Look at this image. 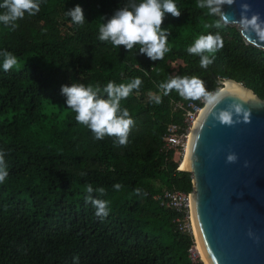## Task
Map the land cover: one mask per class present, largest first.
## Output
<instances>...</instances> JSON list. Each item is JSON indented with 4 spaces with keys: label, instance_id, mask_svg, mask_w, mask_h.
I'll list each match as a JSON object with an SVG mask.
<instances>
[{
    "label": "trees",
    "instance_id": "obj_1",
    "mask_svg": "<svg viewBox=\"0 0 264 264\" xmlns=\"http://www.w3.org/2000/svg\"><path fill=\"white\" fill-rule=\"evenodd\" d=\"M128 2L41 0L39 13H26L15 30L0 23V51L18 60L4 71L0 57V151L9 172L0 183V264H74L77 256L78 264H204L192 259L194 239L177 229V212L156 200L165 190L193 191L191 174L177 170L175 151L163 148L169 126L185 130L192 100L175 90L164 96L158 85L170 76H197L216 91L217 79H230L264 99V51L246 44L235 27H215L218 18L196 0H174L181 15L163 21L171 32L163 60L140 54L138 45L128 52L100 41L103 18ZM76 5L83 24L65 14ZM208 32H218L224 46L205 69L187 48ZM136 77L143 81L139 90L121 101L135 121L126 146L114 137L95 139L61 93L72 83L103 89ZM89 184L105 189L93 197L108 201L107 217L96 216L86 201Z\"/></svg>",
    "mask_w": 264,
    "mask_h": 264
},
{
    "label": "clouds",
    "instance_id": "obj_2",
    "mask_svg": "<svg viewBox=\"0 0 264 264\" xmlns=\"http://www.w3.org/2000/svg\"><path fill=\"white\" fill-rule=\"evenodd\" d=\"M234 2L235 0H196V6L200 9H205L207 15L218 18L215 27H221L222 21L238 23L242 30L254 33L260 40H264V19H261L260 14L256 12H252L249 16L248 13L251 12V7L248 3L240 5L241 13L238 21L231 19L224 12V6H231ZM40 4L41 0H3L0 3V9L3 10L0 13V23L5 27L15 30L18 27L16 22L23 19L26 13L29 16L39 13ZM65 14L75 24H83L85 22L84 12L80 5L69 9ZM167 14H171L173 17L181 15V11L174 0H138V2L137 0H129L125 6L118 8L110 18H103L104 22L99 27L98 39L102 42H110L113 46H123L128 52L138 45L140 54H145L152 61L163 60L165 54L170 51L168 39L171 32L167 28L162 27ZM205 27L211 28L213 25L206 24ZM223 46V38L218 32L215 34L208 32L207 34L199 35L187 48V52L191 55L199 56L200 67L207 69L214 62L215 53L222 49ZM0 57L3 59L2 67L4 71H9L18 63L17 57L7 50L0 51ZM142 83L143 81L139 77L133 78L127 83L117 84L109 81L103 89L99 85L94 87L92 85L85 86L83 83H72L70 86L63 85L61 93L66 97L67 107L76 114L75 120L77 123L90 129L95 139L102 140L105 136L114 137L117 145L126 146L135 121L132 119L127 108H121V101L128 98L133 90H139ZM222 87L223 85L220 86L219 90L209 91L202 79L197 76L187 75L170 76L166 81L158 85L164 96L169 95L175 90L185 99L192 101L202 99L206 103L205 105H207L205 120L211 116L212 119L225 126H234L241 122L249 123L251 120V109L246 108L245 105L250 102L260 105L261 103L257 100L256 96L249 90L244 94L235 96L232 103L228 104L227 107L218 108V105L225 99L220 92ZM149 98L155 104L162 103V96L159 94L149 93ZM205 105H202V110ZM190 134L192 135V133ZM199 140L200 135L196 134L193 138V152H195ZM183 158L176 155L178 171H183L180 170V162ZM237 160L238 157L235 153H229L226 156L227 163H235ZM247 166L248 164L245 162V167ZM8 175L5 153L0 151V183H3ZM113 187L119 191L123 186L116 183ZM94 191L103 195L105 189L101 187L94 190L92 185L89 184L86 187L87 196L85 199L95 207L96 216L101 218L107 217L109 215L108 201L94 198ZM134 191L137 194L141 193V189H135ZM164 192L156 195V200ZM190 193L193 196V191ZM157 201L159 202V200ZM180 216L181 214L177 212L175 219ZM180 232L193 236L194 246L190 249L192 259L195 262L197 258H200L205 264L201 256L199 254L197 256L194 253L196 250V240L193 229L190 232ZM248 235L251 238H256L251 230H249ZM78 262L79 257H74V264H78Z\"/></svg>",
    "mask_w": 264,
    "mask_h": 264
},
{
    "label": "water",
    "instance_id": "obj_3",
    "mask_svg": "<svg viewBox=\"0 0 264 264\" xmlns=\"http://www.w3.org/2000/svg\"><path fill=\"white\" fill-rule=\"evenodd\" d=\"M242 3L250 5L249 16L256 12L264 19V0H235L223 10L238 21ZM222 23L238 29L246 44L264 51V40L254 33L242 30L238 23ZM226 82V90L220 91L225 99L218 108L249 90L261 104H246L251 109L250 122L234 126L222 125L211 116L205 120L207 105L199 114L183 170L192 176L195 229L205 264H264V99L241 83L217 79L219 86ZM196 134L200 140L193 152ZM229 153L237 155L235 163L226 162ZM249 230L256 238L249 237Z\"/></svg>",
    "mask_w": 264,
    "mask_h": 264
},
{
    "label": "built area",
    "instance_id": "obj_4",
    "mask_svg": "<svg viewBox=\"0 0 264 264\" xmlns=\"http://www.w3.org/2000/svg\"><path fill=\"white\" fill-rule=\"evenodd\" d=\"M215 91V90H212ZM185 99V98H184ZM188 100V99H185ZM201 105H197L194 102L187 104V113L184 116V125L187 129H181L176 126H170L167 130V135L164 137V149L174 150L175 154L182 158L188 150V143L190 140V133L195 125V122L202 111V105L206 103L201 99L199 100ZM182 104L177 103L175 108H181ZM160 206L170 207L175 209L181 214L176 218V224L178 229L183 232H190L193 229L192 218V194L183 193L179 191H165L164 194L158 197Z\"/></svg>",
    "mask_w": 264,
    "mask_h": 264
},
{
    "label": "bare ground",
    "instance_id": "obj_5",
    "mask_svg": "<svg viewBox=\"0 0 264 264\" xmlns=\"http://www.w3.org/2000/svg\"><path fill=\"white\" fill-rule=\"evenodd\" d=\"M229 82H226L223 87H222V91H225L227 86H228ZM197 124H195V127H196ZM192 133V132H191ZM190 136L192 137V135L190 134ZM189 151V150H188ZM187 158H188V152L187 154H185L184 158L181 160L180 162V170H184V167H185V163H187ZM191 220L193 221V232H194V236L196 238V241H197V245H196V250L198 252V254L201 256L202 260H204L205 262H207L206 260V257L204 255V252L201 248V245H200V242H199V239H198V235H197V232H196V229H195V224H194V218H193V212H192V218Z\"/></svg>",
    "mask_w": 264,
    "mask_h": 264
},
{
    "label": "rangeland",
    "instance_id": "obj_6",
    "mask_svg": "<svg viewBox=\"0 0 264 264\" xmlns=\"http://www.w3.org/2000/svg\"><path fill=\"white\" fill-rule=\"evenodd\" d=\"M181 166V165H180ZM195 240H196V238H195ZM196 245H197V241H196ZM197 256H199L198 255V252L195 250V252H194Z\"/></svg>",
    "mask_w": 264,
    "mask_h": 264
}]
</instances>
